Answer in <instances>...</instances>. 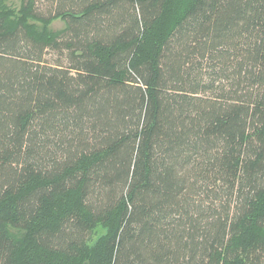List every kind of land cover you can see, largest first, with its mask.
Listing matches in <instances>:
<instances>
[{
    "label": "trees",
    "instance_id": "16d2710c",
    "mask_svg": "<svg viewBox=\"0 0 264 264\" xmlns=\"http://www.w3.org/2000/svg\"><path fill=\"white\" fill-rule=\"evenodd\" d=\"M184 3L0 15V264H264V0Z\"/></svg>",
    "mask_w": 264,
    "mask_h": 264
},
{
    "label": "rangeland",
    "instance_id": "374dc122",
    "mask_svg": "<svg viewBox=\"0 0 264 264\" xmlns=\"http://www.w3.org/2000/svg\"><path fill=\"white\" fill-rule=\"evenodd\" d=\"M186 1V0H185ZM22 2L23 0H0V15H4L8 19L9 25H15L16 23H19V21H23V19H26L24 17L23 11H22ZM170 4H172L173 11L179 12L182 8V6L185 4L184 0H170ZM167 17H169L168 13L166 14ZM172 17L167 19L170 21ZM166 20V21H167ZM27 23L32 25V28L35 32L43 35L48 36L55 32H59L63 30L66 26V23L60 19H54L50 23H44L42 21L28 18L26 19ZM167 23L161 26L159 30H165ZM114 223V222H113ZM113 223H108L107 225H103L100 228L97 229V235L95 237V240H98L100 237H103L113 226ZM84 261L82 260H74L70 262L69 264H83Z\"/></svg>",
    "mask_w": 264,
    "mask_h": 264
}]
</instances>
